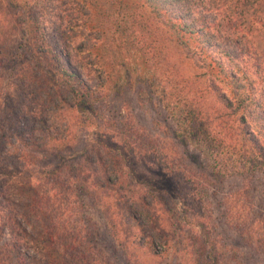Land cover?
Returning <instances> with one entry per match:
<instances>
[{"label": "trees", "instance_id": "1", "mask_svg": "<svg viewBox=\"0 0 264 264\" xmlns=\"http://www.w3.org/2000/svg\"><path fill=\"white\" fill-rule=\"evenodd\" d=\"M1 1H6L5 6L0 5L6 23L0 31L18 27L26 37L17 48L26 52L20 54V64L27 70L22 71L25 103L18 109L7 107L6 114L0 115V264H37L22 245L38 254V264H104L95 243L98 233L82 214L85 198L97 209L112 210L110 218L119 223L108 225L113 229L124 225V241L135 239L133 225L139 227L142 236L136 244L146 249L145 254H161L156 243L164 238L162 248H173L174 257L190 248L194 256L190 264H227L208 250V241L195 235L184 244L186 237L181 235L185 218H205L208 209L194 201L211 195L206 192L208 179L202 184L191 183L194 180L185 173L198 174L192 165L182 162L180 167H170L171 156L162 142L150 135L137 141L128 137V155L139 157L143 164L148 159L162 167L171 191L139 176L137 167L127 164L122 152L105 142V119L99 113L102 107L94 106L92 97L107 79L111 49L120 42L116 35L122 37V48L136 46L134 33L138 32L141 38L147 37L148 77L153 73L162 81L159 99L174 116L181 139L195 138L199 148L194 150V159L210 169L209 176L264 172V0ZM16 5L17 12L9 11V6ZM67 7L74 10L73 17H80L77 24L64 21L69 17ZM209 13H215L214 21L208 20ZM106 23L111 27L91 29ZM87 27L105 35L109 32L111 37L98 43L96 34L86 33ZM10 45L9 35L0 33V53ZM73 50L80 67L90 65L98 83L87 84L80 70L71 67ZM249 55L257 59L256 71L263 76L258 83L245 65L243 57ZM7 60L14 58L11 55ZM108 86L110 95L114 86ZM208 98L215 103H207ZM80 106L86 111L83 117L77 114L78 128L73 134L66 132L70 128L67 123L62 127L52 121L54 117L64 119L63 109L78 110ZM4 116L11 122L8 127L2 123ZM94 118L99 120L94 138L80 149L72 168H66L65 163L39 167L38 155L51 151L49 146L61 149L60 140L64 148L73 147ZM116 133L121 136V131ZM125 168L130 175L126 182L132 187L120 194L116 186L123 184ZM158 180L162 182L164 177ZM183 183L194 187L188 193L182 189ZM146 188L162 189L167 198L152 195L147 201L141 193L135 194L143 189L145 193ZM237 197V192L229 195L232 205L226 208L225 219L249 241L246 238L255 235V225L263 224L264 230V216H253L252 207L251 212L242 208L244 203L237 207ZM116 201L124 205L122 212L111 209ZM203 201L199 200L209 204ZM159 210L168 215L164 221L168 232L157 227L162 224ZM211 215L208 211L206 218ZM145 225L155 226L156 233L147 235Z\"/></svg>", "mask_w": 264, "mask_h": 264}, {"label": "rangeland", "instance_id": "2", "mask_svg": "<svg viewBox=\"0 0 264 264\" xmlns=\"http://www.w3.org/2000/svg\"><path fill=\"white\" fill-rule=\"evenodd\" d=\"M1 1V0H0ZM6 1H1L0 5L5 6ZM59 4V2H54ZM67 3L64 1L63 4ZM5 4V5H4ZM62 4V5H63ZM2 7V6H1ZM5 9V7H4ZM19 7L9 6V11L17 12ZM69 12L67 14L69 17L65 18V22L70 21L72 24H77V21H80V17H73L74 10L67 7ZM5 13V14H4ZM0 16V27H4V23H6V12ZM9 18V16H7ZM71 18V19H70ZM207 18L209 21H214L216 18L215 13L207 14ZM3 19V21H2ZM76 22V23H75ZM79 24V23H78ZM106 23L105 26L97 25L98 29L104 27H111ZM102 26V27H101ZM77 28V26H76ZM90 27H87V34H96L98 36V43L101 41L107 40V37H111V34L108 32L107 35L100 33L97 31H92ZM0 33H4L5 35H9L10 43L9 49L7 51L4 50L0 53V72L2 78L0 79V89H2L3 96L0 98V115L6 114V108L13 109V107L20 108L25 103L24 100V89L26 85L22 84L23 74L22 71H26V66L22 67L20 64L22 58L20 54L24 52L21 46L18 47V43L24 42L26 37L22 34L21 30L16 27L13 30V27L0 31ZM7 33V34H6ZM117 42L119 46L111 49V61L109 59V63L106 65L105 71L108 72L107 81L105 80L102 84V87H97L96 92L93 94L92 103L95 105H100L102 107V111H99L101 117L105 119V132L107 134V138L105 142L109 145L118 148L124 155V159L127 164H130L133 167H137L138 175H144L147 179L150 178L151 181H157L159 187H166L171 191V187L167 183L166 179V171L162 170V167H157L152 163V160L146 159L145 164L139 162V157H133L128 155L130 152V148L125 145V141L128 140V137L132 138V141H137L141 136L143 139L148 135L152 137H156L160 142H162V146L164 151L167 152L171 156L169 160V165L180 167L182 162L192 165V168L195 169L198 174H190L189 172L185 173V176L191 177L194 183H203L204 179L207 185L206 192L211 195L205 197L198 198L194 202L200 205H203L208 210L205 212V218H195L192 221V218L189 216L185 219V221H190L191 223H182V234L186 237V240L183 242L189 243L190 236H199L201 239H204L205 242L208 241V250L217 254V258H222L223 262L228 261L227 264H234L237 262L238 264H264V230L261 229L263 224L255 225V235L250 238H246L249 241H246L243 238L239 231H237L232 225H230L225 219V211L226 208H229L232 202L228 197L230 194H234L237 192V207L242 206L244 203L245 210L251 212L252 207V215H256L257 217L262 215L264 216V172H258L254 174L245 173L244 175H219L218 177H212L210 175V169L205 165H200L198 161H196L194 150L198 149L199 146L194 144L195 138L191 140L181 139V134L179 133V127L177 126V122L172 116V114L166 109L159 99V93L162 90V81L160 78L158 79L155 76H152L153 73L148 77V47L145 45L147 43V37L139 35L138 32L134 33V41L136 42V46H122L121 44V36H118ZM142 39V40H141ZM117 40V41H118ZM92 41H94L92 39ZM108 42V40H107ZM90 47V45H88ZM120 47V48H119ZM235 52H237L235 50ZM29 54V53H28ZM14 58V61L7 60L8 57ZM245 61V65L249 68V72L253 73L252 77L256 79V83L260 81L262 78V74L256 71L255 65L258 64L257 59L249 55V57H243ZM78 55H75V51L71 52V56L69 58V62L72 68H76L81 72V78L89 85H95L98 83L97 78L92 74V70L89 69L90 65L87 67H80V63L77 61ZM25 69V70H24ZM152 70H150L151 72ZM32 72V71H31ZM56 79L58 77L56 76ZM152 79V82H150ZM34 82V81H33ZM109 84L114 86V89L110 92L109 95ZM5 101V104L2 103ZM207 103H215V100L211 101L210 98L206 100ZM85 108L80 106L78 110H65L63 109V117H54L52 121H56L62 127L67 123L70 125L68 130H66L69 135L73 134L78 126H77V114L83 117ZM89 114H87L88 117ZM6 116V115H5ZM4 116L2 119L3 125H11L9 120ZM117 120L120 121V124L117 123ZM99 120H95L94 123L91 122L90 126L87 130L82 133H79V138L77 144L73 147L70 146L68 148H64V142L60 140L59 150L43 152L38 155V165L39 167H44L46 165L51 168L58 166L59 164L65 163L66 168H72V164L77 163L76 155L80 151V149L91 142V139L94 138L93 132L96 129V123ZM7 126V127H8ZM190 127V126H189ZM116 130L121 131V136H117ZM103 139V138H102ZM125 139V140H124ZM184 140V141H183ZM70 141H73L71 138ZM58 142V141H57ZM51 143H55L54 140H51ZM149 145V144H148ZM25 147V146H24ZM149 147V146H148ZM64 148V149H63ZM12 149V148H11ZM54 151H60V153H55ZM104 152H107L103 150ZM63 157H70V159L64 161ZM73 160V161H71ZM211 163V161L209 162ZM70 166V167H69ZM0 168L2 169V165L0 162ZM124 168V167H123ZM168 168V166H165ZM126 172V175L122 177L123 184L118 187L116 190L120 194H125L129 189H131V185L127 183V179L130 175H127V169L123 170ZM2 175V174H0ZM126 176V177H125ZM163 176L164 180L159 182V178ZM0 176V181H1ZM194 186H189L188 183L182 184V189H185L186 192H190ZM197 186L195 187V189ZM133 189V188H132ZM139 188L136 189L138 191ZM144 190V189H143ZM141 192L135 193L139 195L142 194L143 198L148 201L151 199V196H160L163 198H167L162 189H159V192H155L152 188L145 189V193ZM78 194H76L77 196ZM98 197L97 195H95ZM199 195L198 197H200ZM75 197V196H74ZM77 199V198H76ZM203 199L207 200L209 204L200 203L199 200ZM113 201V199H111ZM203 201V202H204ZM224 204V205H223ZM160 206L164 205V202L161 201ZM158 206V207H160ZM225 206V207H224ZM97 209L96 206L91 205V202L85 198L82 205V214L84 217H88V224L94 230L97 231L98 236H95V243L97 248L102 251L100 253V257L104 260V264H190L193 259V254L190 248H186V250L177 254V257H174V249L169 247L167 251H164L162 248V244L164 243V238H159L156 243V248L160 250L159 255H150L145 254V248H141L137 246V242L141 239L142 232L139 227L133 225V233H135V239H130L129 241H124V238L121 234L126 228L124 225L118 227V229H113L108 224H117L119 220L112 217L110 218V214L112 210L107 212L103 206H99ZM113 212L115 210L121 211L124 208L122 203L116 201L115 207L111 206ZM116 208V209H115ZM208 211L212 213L211 216L206 218ZM160 215L162 224L158 223L157 226L159 230H164L168 232V227L166 222H164L168 215L163 213L162 210L158 211ZM109 218L107 219V216ZM255 216V217H256ZM90 218V219H89ZM258 219V218H257ZM205 221V222H204ZM171 222V221H170ZM200 224H203L200 226ZM127 226V225H126ZM152 228V230H150ZM148 227L145 225L144 232L149 235L150 233H156L155 226ZM128 229V228H127ZM192 231V232H191ZM179 234V233H178ZM194 234V235H193ZM115 235V237H113ZM159 236V235H158ZM94 239V238H93ZM92 239V240H93ZM6 241V237L4 239ZM94 241V240H93ZM211 243V244H210ZM217 245L215 248L214 245ZM229 249V252H228ZM22 250L33 256L34 261H39L38 254L35 253L31 248L22 245ZM233 256V258H232ZM215 256H213L214 258ZM235 260V261H234ZM234 261V262H232Z\"/></svg>", "mask_w": 264, "mask_h": 264}]
</instances>
